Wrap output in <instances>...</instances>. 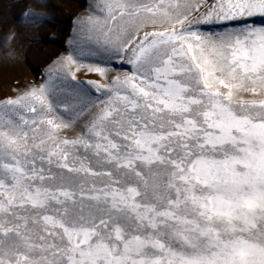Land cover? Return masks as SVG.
I'll return each mask as SVG.
<instances>
[{
    "label": "snow or ice",
    "instance_id": "6c2138e0",
    "mask_svg": "<svg viewBox=\"0 0 264 264\" xmlns=\"http://www.w3.org/2000/svg\"><path fill=\"white\" fill-rule=\"evenodd\" d=\"M101 13L0 98V264H264V0Z\"/></svg>",
    "mask_w": 264,
    "mask_h": 264
},
{
    "label": "rangeland",
    "instance_id": "374dc122",
    "mask_svg": "<svg viewBox=\"0 0 264 264\" xmlns=\"http://www.w3.org/2000/svg\"><path fill=\"white\" fill-rule=\"evenodd\" d=\"M107 0H0V98L13 89L43 82L46 69L59 54H67L68 36L78 16L103 18L101 6ZM42 11L48 23L38 27L24 22V13ZM251 22V21H250ZM15 33L13 41L5 38ZM89 42L84 38V44ZM84 62L101 63L113 72L129 70L101 55L88 56ZM78 79H98L95 74L78 73Z\"/></svg>",
    "mask_w": 264,
    "mask_h": 264
}]
</instances>
